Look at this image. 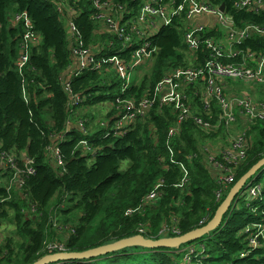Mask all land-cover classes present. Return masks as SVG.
Masks as SVG:
<instances>
[{
	"label": "trees",
	"instance_id": "1",
	"mask_svg": "<svg viewBox=\"0 0 264 264\" xmlns=\"http://www.w3.org/2000/svg\"><path fill=\"white\" fill-rule=\"evenodd\" d=\"M73 1L70 19L85 45L99 46L109 55L121 49L122 41L111 33L95 34L91 1ZM106 1L135 15L144 0ZM197 1L218 8L224 6L225 14L239 30L247 26L264 27V6L258 11H237L234 5L239 0ZM164 2L175 8L183 0ZM52 3V0H0V154H23L33 161L34 169L25 178L21 191L14 185L6 190L9 175H4L6 186H0V197L5 199L0 205V228L13 227L9 235L3 237L1 233L0 264H34L46 255H53V251L46 249L51 243H59L58 236L66 253H81L137 236L141 227L145 228V238L158 240L163 238L159 231L164 226H175L183 235L206 225L227 195L221 201L216 200L218 185L201 152L205 144L202 139L212 143L216 133L187 120L181 124L179 133L170 138L168 134L176 123L177 112L172 104L156 103L124 134H113L120 112L115 99L121 92V82L112 70L84 72L71 81L73 94L83 99L71 114L64 91L65 73L72 65L70 42L64 17ZM20 13L28 16L40 41L30 48L28 62L18 72L16 63L24 27L14 18ZM188 26L183 13L152 37L156 53L148 73L122 97L137 100L150 95L173 70L205 63L206 47L193 54L186 44L184 34ZM221 32L208 31L204 37L220 39ZM110 43L113 50H107ZM237 50L244 55H264V38L250 32ZM127 53L120 54L121 58L127 57ZM199 85L188 93L196 112L204 115V99L193 93ZM100 103L110 106L103 118L95 121L96 115L88 107ZM79 120L85 121L88 132L77 131ZM243 132L248 143L246 158L237 166L230 188L264 158V120L246 125ZM84 140L88 142L87 150L80 145ZM51 147L58 149L62 165L49 152ZM123 161H129L125 170L120 169ZM254 178V182L262 183L264 201V180L259 175ZM159 181L163 182L158 189L160 198L147 201ZM31 206L36 213L31 214ZM259 217L241 202L237 208L231 206L221 226L196 241L206 251L195 264H264V249L240 257L247 250L240 231ZM55 224L66 226L67 230L58 231ZM190 244L193 243L175 249L133 246L87 260L51 264H182V251Z\"/></svg>",
	"mask_w": 264,
	"mask_h": 264
},
{
	"label": "built area",
	"instance_id": "2",
	"mask_svg": "<svg viewBox=\"0 0 264 264\" xmlns=\"http://www.w3.org/2000/svg\"><path fill=\"white\" fill-rule=\"evenodd\" d=\"M94 7L91 19L96 27V35L106 32L111 33L122 41V47L114 54L109 55L102 51L99 46H86L76 26L71 21V13L74 11L70 2L73 0H52V4L57 9L59 15L66 21V31L70 42V52L72 65L65 73L64 91L69 98L70 113L73 108L82 104L83 99L73 94L71 81L79 77L84 72L109 73L112 70L121 82V92L115 99L116 108L120 110L117 120L112 128L113 134H124L128 131L137 119H142L148 111L156 104H172L177 112V120L174 127L169 131L171 138L179 133L180 126L187 120L207 132H214L220 127L229 129L234 125L239 127V132L234 136L227 135V145L219 147L214 143L202 144L201 152L205 156L208 165L214 170L215 181L218 189L215 192L217 201L228 193L230 185L233 183L236 168L246 158L248 148L247 138L243 132L246 125L256 120H264V102L255 103L248 99H231L224 93L226 82H236L241 85H256L264 88V55L254 56L253 54H242L237 50V46L248 37L250 32L264 38V27L247 26L244 29L234 27L231 17L225 12H221L218 7L209 2L197 0H183L177 7H171L164 0H144L139 12L132 15L125 11L124 7L106 0H89ZM264 6V0H239L234 7L237 11L254 10L258 11ZM70 13L68 15L67 13ZM185 14L189 24L184 37L189 50L196 54L202 46L207 49L208 56L202 66L178 68L166 75L153 89L152 94L135 97L125 96L132 86L136 85L135 76L141 70H145L152 64L156 53L152 45V37L164 26L171 24L173 18ZM195 17H212L216 20L214 30L223 31L221 39H207L204 37L205 26L191 25V20ZM15 22H22L24 36L20 49L21 54L16 63L18 72L27 64L30 48L40 41V37L33 31L30 19L25 13L17 14ZM229 42L228 49L221 44V41ZM114 46L110 43V49ZM127 53V57L121 58L120 54ZM201 83L198 90H194L195 95L204 99V115L196 112L189 97L191 88L195 89ZM25 97V91H23ZM212 105L217 108V113L212 110ZM71 116L68 118V125L71 127ZM85 121L79 120L76 126L77 131L84 134L88 130L84 127ZM105 126V123H100ZM80 145L84 149H89L88 142L82 141ZM58 165H62L57 148H49ZM33 161L27 156L9 152L0 154V174L9 175V191L14 185L21 191L25 185V178L32 175L34 169ZM11 175V176H10ZM255 179V178H254ZM163 182L159 181L155 189L146 197L147 201H156L160 198L158 189ZM1 186V185H0ZM182 186V185H180ZM262 183H256L251 178L244 188L237 195L232 203L233 208H237L239 203L252 213L259 214L258 221L243 227L240 233L245 238L246 248L240 257H247L256 250L264 249V201L261 196ZM7 199V198H6ZM0 197V205L4 202ZM31 214L36 213L35 207L31 206ZM129 213V212H128ZM58 231L67 230L66 226H57ZM145 228L138 229L140 236ZM159 234L163 238H173L181 236L175 227L164 226ZM0 234V242H1ZM145 238V237H144ZM148 239V238H146ZM47 251L54 254L66 253L65 248L58 242L47 246ZM205 247L201 243H193L183 249L184 256L182 264H195L205 256ZM53 254V255H54Z\"/></svg>",
	"mask_w": 264,
	"mask_h": 264
},
{
	"label": "water",
	"instance_id": "3",
	"mask_svg": "<svg viewBox=\"0 0 264 264\" xmlns=\"http://www.w3.org/2000/svg\"><path fill=\"white\" fill-rule=\"evenodd\" d=\"M219 10L221 12H224V6H221ZM262 170H264V158L257 164H255L247 173H245L240 179L235 182V184L229 189L224 200L221 202L212 220L199 229L183 234L179 237L161 238L158 240H150L137 235L81 253L67 252L54 255H46L34 264H51L56 262H65L68 260H87L133 246H140L145 248L175 249L188 243L196 242L206 234L211 233L221 226L222 218L226 215L237 195H239L240 191L244 188L246 182L251 178L256 177L257 173Z\"/></svg>",
	"mask_w": 264,
	"mask_h": 264
},
{
	"label": "rangeland",
	"instance_id": "4",
	"mask_svg": "<svg viewBox=\"0 0 264 264\" xmlns=\"http://www.w3.org/2000/svg\"><path fill=\"white\" fill-rule=\"evenodd\" d=\"M63 24H64V27L66 29V21L65 20L63 21ZM221 44L223 46H226L227 49H228V46H230V43L225 42V41H221ZM187 67H193V65L189 64ZM146 73L147 72L145 70H142L141 73L139 72V74L137 76H135L136 78L134 79L135 80L134 83L136 84V86L139 84V82L142 80V77ZM224 84H225L224 93L227 95V97H229L231 99L243 98V99H248V100L255 102V103L264 102V88H260L256 85H241L240 83H236V82H226ZM108 106H110V105L108 104ZM108 106L106 103H100V104H96L92 107H88V111L91 113H94L93 115H96L95 121H97V120L99 121L103 118V116L107 112ZM108 110H109V108H108ZM217 111H218V109L215 108L214 112L217 113ZM238 132H239V127L237 125H234L233 127L229 128V129H225L224 127H220L213 132V133H216V135H215L216 140L212 143H214V145L219 144V143L227 145L228 141L226 139V134L234 136ZM202 142L207 143L205 139H202ZM128 165H129V161H123L121 163L120 169L125 170L128 167ZM258 175L260 176V180L263 181L264 180V170L258 172L257 176ZM3 182L4 181H3L1 174H0V185L6 186V183L4 184ZM12 232H13V227H11L9 225H6V226L4 225L0 228V233H3V235H4L3 237L11 234ZM58 240L60 243L59 236H58ZM192 243H195V242H192Z\"/></svg>",
	"mask_w": 264,
	"mask_h": 264
},
{
	"label": "crops",
	"instance_id": "5",
	"mask_svg": "<svg viewBox=\"0 0 264 264\" xmlns=\"http://www.w3.org/2000/svg\"><path fill=\"white\" fill-rule=\"evenodd\" d=\"M191 25H203V26H205V29L208 32V31L214 30V27L216 26V20L212 17H195L191 20ZM141 72H142V70L140 71V73ZM222 146L225 147L226 145L219 144V147H222ZM209 169L213 174H215L214 170L210 166H209ZM1 236H2V234H1Z\"/></svg>",
	"mask_w": 264,
	"mask_h": 264
}]
</instances>
